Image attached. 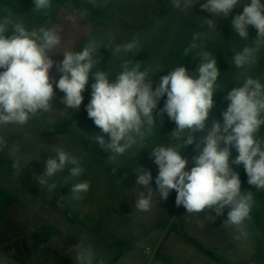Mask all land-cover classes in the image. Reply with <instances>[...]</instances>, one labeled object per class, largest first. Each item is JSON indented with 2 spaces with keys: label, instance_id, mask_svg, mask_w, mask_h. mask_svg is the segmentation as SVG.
<instances>
[{
  "label": "clouds",
  "instance_id": "1",
  "mask_svg": "<svg viewBox=\"0 0 264 264\" xmlns=\"http://www.w3.org/2000/svg\"><path fill=\"white\" fill-rule=\"evenodd\" d=\"M197 2L171 0V5L188 13ZM33 4V11L45 14L52 7L51 0H33ZM239 4L241 0H205L200 4L212 18L203 19L208 31L194 33L185 54L196 49L197 41L202 38L219 34L216 18H227ZM231 24L234 33L245 42L242 47L231 49V63L237 69L250 68L264 51V2L246 0L242 12L232 18ZM250 26L257 32L251 40ZM61 46L59 26L29 30L9 16L0 19V130L12 125L24 126L42 113L57 111L53 107L54 85L64 93L61 103L65 108L61 113L79 110L84 100L82 93L91 78V99L85 107L88 117L101 132L89 138L108 152L113 161L133 146L143 144L157 126L156 117L167 114L176 125L170 133L172 142L158 144L150 151V157L158 166L155 192L151 187V171L140 165L134 169L136 185L146 189L137 194L135 209L148 212L157 194L167 200L175 190L177 207L183 206L188 213H211L212 220L224 215L227 209L224 224L240 229L250 218L253 195L251 191L241 190L240 175L233 165H243L247 183L264 189V136L260 135L264 126V82L261 78L246 75L242 82L238 79V86L225 97L228 104L221 113L222 122L212 120L209 125L220 76L217 59L210 52L198 53L200 63L196 76L180 65L161 76L154 87L149 70H140L139 65L125 64L114 81L110 80L109 72H93L99 63L95 41L80 51L58 52ZM137 46L134 38L116 45L113 53L129 52ZM53 55H62L63 59L56 61ZM54 66L60 73L58 80L50 74ZM165 95L163 108L157 110ZM192 145L198 154L192 158L194 166L186 170L189 160L183 150ZM233 149L238 153L235 158H232ZM20 151L17 144L10 146L0 134V153L6 152L12 159L17 176L30 161V157L21 155ZM44 168L43 174L35 175L34 180L50 193L57 185L49 181L65 169H68L67 178L79 177L84 171L80 160L61 148L55 149V156L48 157ZM89 188L87 181L75 183L71 185V195L80 199ZM241 234H244L242 230ZM77 249L73 258L75 264H94L96 256L91 247L77 245Z\"/></svg>",
  "mask_w": 264,
  "mask_h": 264
},
{
  "label": "rangeland",
  "instance_id": "2",
  "mask_svg": "<svg viewBox=\"0 0 264 264\" xmlns=\"http://www.w3.org/2000/svg\"><path fill=\"white\" fill-rule=\"evenodd\" d=\"M52 7L45 12L33 11V0H0V19L6 16L14 21L22 22L29 30L39 27L59 26L61 29L62 46L59 51L73 49L80 51L89 42L97 45L96 56L99 63L93 72L102 70L110 73V80L127 64L129 67L139 65L140 70H149L155 87L160 77L168 74L175 67L184 65L190 74L197 75L196 69L200 63L198 53L206 50L217 59L220 76L219 87L214 94L215 106L209 116L212 120H221V113L226 109L228 101L225 97L237 80L241 82L244 76L261 78L264 82V56L258 55L255 65L247 69H237L231 63L233 47H242L244 41L223 39L222 17L216 18L217 32L197 41L198 47L188 54L196 32H207L204 18H212L203 11L198 0L188 13L174 9L171 0H51ZM239 5L229 15L230 21L242 12ZM232 28V24H231ZM11 31V26L10 29ZM253 28L249 27V34ZM10 34V33H7ZM136 39L138 46L129 52L113 53L116 45L125 44ZM140 53L144 57L135 60ZM56 61L63 59L62 55H53ZM51 76L59 79L60 73L54 66ZM90 78L86 90L82 93L84 100L79 110H65L64 120L56 125L48 126L46 114H40L24 126L12 125L0 130L9 142L20 148V154L30 157L29 165L23 167L17 176L12 168V159L5 153H0V264H18L1 245L10 241L19 233V222L34 220V207L45 218L37 217V226L43 222L49 223V218L59 225L70 228L73 238L85 235L101 237L106 242L111 239V231L115 234L129 233L138 235L144 229H161L170 223H175L173 213L177 209L175 203L176 191L172 190L167 200L153 198V206L148 212L135 209V200L139 191H146L143 186L135 183L134 169L137 165L150 170L153 176L151 187L156 191L155 177L158 166L150 157L153 147L161 143H170V133L176 125L170 121L167 114L156 117V124L151 135L143 142L133 146L115 161L98 143L89 137L100 134L101 130L94 125L86 111V105L91 99ZM57 102L53 111L60 114L65 105L61 103L64 93L55 89ZM166 95L161 98L157 110L163 108ZM155 115V113H154ZM50 116V113H49ZM50 118V117H49ZM200 135V134H197ZM260 135L264 136V126ZM107 139V136H105ZM61 148L80 160L84 169L79 177L67 178L68 169L59 173L53 180L57 188L48 192L40 186L34 176L43 174L45 162L49 156H55V149ZM198 153L194 145L183 150V155L189 160L186 170L194 166L192 158ZM238 153L233 149L232 158ZM240 175L241 190L251 191L253 205L250 218L247 219L256 229L260 238L261 249L251 264H264V189H257L247 183L248 177L243 165H233ZM87 181L90 188L81 194L80 199L71 195V185ZM63 196V199H60ZM37 211V210H36ZM86 238H88L86 236ZM81 239L88 247H97V242L89 243ZM145 244H142V246ZM103 251L108 249V243L103 244ZM101 246V247H103ZM136 264H146L139 258Z\"/></svg>",
  "mask_w": 264,
  "mask_h": 264
},
{
  "label": "crops",
  "instance_id": "3",
  "mask_svg": "<svg viewBox=\"0 0 264 264\" xmlns=\"http://www.w3.org/2000/svg\"><path fill=\"white\" fill-rule=\"evenodd\" d=\"M244 2L246 0H241L240 10ZM222 34L227 40L239 38L231 28L229 16L222 17ZM256 35L253 28L250 40ZM258 55L264 56V51ZM56 103L53 102V107ZM64 119V114L51 112L50 116L46 114L45 122L53 126ZM34 209L35 213H29L34 215L33 222L21 220L16 237L1 245L18 264H75L77 245L88 247L81 239L98 243V248L91 247L96 256L94 264H136L139 258L146 264H251L261 249L260 238L250 222L246 220L240 229L224 224L227 209L224 215L212 220L211 213H188L179 206L173 213L175 223L158 230L144 229L134 236L111 231V239L107 242L91 234L75 239L68 230L70 228L50 218L49 223L37 226V217L45 214H39L36 207ZM106 243L108 249L103 251Z\"/></svg>",
  "mask_w": 264,
  "mask_h": 264
},
{
  "label": "trees",
  "instance_id": "4",
  "mask_svg": "<svg viewBox=\"0 0 264 264\" xmlns=\"http://www.w3.org/2000/svg\"><path fill=\"white\" fill-rule=\"evenodd\" d=\"M145 55V53H140L136 56L135 60L139 59L140 57H144Z\"/></svg>",
  "mask_w": 264,
  "mask_h": 264
}]
</instances>
